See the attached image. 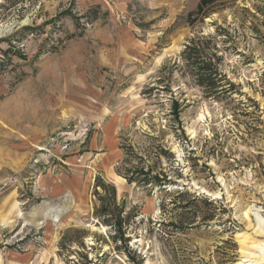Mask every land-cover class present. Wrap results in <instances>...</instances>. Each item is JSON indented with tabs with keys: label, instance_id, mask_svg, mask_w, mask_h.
Here are the masks:
<instances>
[{
	"label": "rangeland",
	"instance_id": "rangeland-1",
	"mask_svg": "<svg viewBox=\"0 0 264 264\" xmlns=\"http://www.w3.org/2000/svg\"><path fill=\"white\" fill-rule=\"evenodd\" d=\"M199 2L0 0V264H264V0Z\"/></svg>",
	"mask_w": 264,
	"mask_h": 264
},
{
	"label": "trees",
	"instance_id": "trees-1",
	"mask_svg": "<svg viewBox=\"0 0 264 264\" xmlns=\"http://www.w3.org/2000/svg\"><path fill=\"white\" fill-rule=\"evenodd\" d=\"M226 1L227 0H200L197 8L188 14V23L190 25H194L198 20L203 22L204 19L209 18L214 13L220 12L221 10H219V7ZM152 179L158 180V178ZM129 181L131 182L132 180L130 179ZM143 182L145 185H151L153 183L146 180ZM95 188L96 195L102 203L95 212L97 218L101 219L106 226H110L115 229V234L113 236L114 240L119 238L125 243V245H127L130 241V237L127 236V230L132 222L131 214H125L123 207L117 204V192L114 186L106 184L100 178H96ZM99 188L104 191L105 195H102L98 191ZM182 194H184V192ZM194 198L195 199L193 201L197 200L196 196H194ZM206 201L208 200L206 199Z\"/></svg>",
	"mask_w": 264,
	"mask_h": 264
},
{
	"label": "bare ground",
	"instance_id": "bare-ground-1",
	"mask_svg": "<svg viewBox=\"0 0 264 264\" xmlns=\"http://www.w3.org/2000/svg\"><path fill=\"white\" fill-rule=\"evenodd\" d=\"M203 118V116H202ZM204 191V190H203ZM254 215L256 218L257 226L259 230L264 234V216L261 214L262 210L260 209H253Z\"/></svg>",
	"mask_w": 264,
	"mask_h": 264
}]
</instances>
